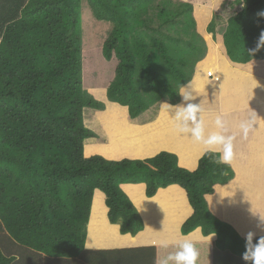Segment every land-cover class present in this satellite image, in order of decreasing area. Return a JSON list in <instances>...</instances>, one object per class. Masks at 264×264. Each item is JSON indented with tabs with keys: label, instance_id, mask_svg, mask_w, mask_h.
<instances>
[{
	"label": "trees",
	"instance_id": "obj_1",
	"mask_svg": "<svg viewBox=\"0 0 264 264\" xmlns=\"http://www.w3.org/2000/svg\"><path fill=\"white\" fill-rule=\"evenodd\" d=\"M81 1L0 0V264L118 261L111 255L120 250H87L85 239L95 189L104 193L108 220L120 233L142 230L122 183H145L147 197L178 184L193 209L181 232L199 227L203 235H217L214 252L226 247L228 234L237 233L221 220L216 193L235 173L218 151L206 150L194 170L180 166L177 155L166 150L145 158L84 156L85 139L97 134L85 125L83 110L105 104L82 85ZM85 1L95 19L112 24L102 44L103 57L117 59L107 99L126 106L130 118L163 98L178 103L204 48L189 44L179 51L163 37L147 39L129 28L148 25L146 13L154 8L163 23L174 19L187 27L194 22V5L165 0L177 4L170 13L160 1L155 6L156 0ZM236 1L242 7L223 32L226 55L235 63L264 59V16L259 15L264 0ZM101 200L97 194L95 209Z\"/></svg>",
	"mask_w": 264,
	"mask_h": 264
},
{
	"label": "crops",
	"instance_id": "obj_2",
	"mask_svg": "<svg viewBox=\"0 0 264 264\" xmlns=\"http://www.w3.org/2000/svg\"><path fill=\"white\" fill-rule=\"evenodd\" d=\"M205 57L199 61L191 81L181 90L185 92L184 95L188 100L183 101L180 91L181 101L176 105H165L157 118L149 122L139 119L141 116L143 118L147 111L137 118H129L126 113L125 117L130 122L138 121L135 131L137 133L130 131L129 136L125 135L131 147H125L129 149L127 151H111L100 155L108 159L145 158L166 150L175 153L178 164L188 170L197 167L198 159L208 149L218 151L221 158L227 156V162L230 163L235 174L226 184L217 188L216 209L218 210L220 205L221 220L229 224L237 234L229 233L230 242L225 245L226 247H218L214 252L217 239L215 233L203 235L199 227L187 234L181 232L182 223L193 211L186 191L181 186L170 184L159 188L153 196L147 197L143 182L120 184L143 221L142 230L136 234H122L119 225L108 220L104 193L95 189L87 222L85 249L120 250V253L111 255L112 258L118 259L113 264H158L160 259L171 254L175 255L186 238L194 241L199 249L197 264H250L243 259L247 236L249 233L252 234L253 244L264 237V101L258 108L241 109L240 107L242 114L249 111L253 115H258V118L250 123L251 126L247 131L241 128V124H232L234 120L224 119L223 113V99L230 96L231 100L228 99V103L232 107L233 116L235 115L236 100L234 101L233 93L249 87V80H252V92H259L254 96L253 101L264 98V77H257L253 71L247 72L242 68V66L248 67L246 66L248 63L264 59L235 63L225 54L224 64L220 67V65L208 64ZM189 104L198 106V110L192 113L186 112L184 108ZM122 108L127 112L125 106ZM172 116H176L178 121L174 120L173 124L164 125L167 121H172ZM166 117L168 119H164ZM243 117L246 116L243 114ZM217 118L220 119L219 125ZM176 127L183 129L181 130L183 136H179L180 142L177 140V133L173 130ZM147 130L152 131L151 141H148L149 134L143 138ZM161 134L164 136L157 138ZM95 137L85 139L84 146ZM213 137H231L230 149L220 139H212ZM106 138L110 139L108 136H105ZM116 138L115 135L114 139ZM108 142L105 140L104 144ZM144 142L149 144L152 151H145ZM95 153L84 152V156L88 157ZM97 194L101 195L102 200L100 206L95 209ZM162 240L169 241L168 247L161 246ZM131 251L135 252L131 253ZM169 264H180V262L173 260L169 261Z\"/></svg>",
	"mask_w": 264,
	"mask_h": 264
},
{
	"label": "rangeland",
	"instance_id": "obj_3",
	"mask_svg": "<svg viewBox=\"0 0 264 264\" xmlns=\"http://www.w3.org/2000/svg\"><path fill=\"white\" fill-rule=\"evenodd\" d=\"M156 1L157 2L154 3L155 6L156 3H159L158 6L160 7V2H162L161 5L164 7L167 6L166 9H169L170 13L177 5L176 3H167L165 0ZM171 1L191 2L194 5V11L193 13H191L194 22L192 24H188L187 27H185L182 23L178 21H174V19L163 23L165 22L163 21L164 18L162 19L158 17L157 11L154 8L151 9L148 13H146V19L148 18V25L144 24V26H137L133 27L132 29L129 28L131 34L140 32L141 34L146 35L147 39L149 36L152 35H157L161 38L163 37L171 48L177 46L179 51L182 48H187L189 44L200 45L204 48L203 58L206 56L205 60L208 62V64L212 66L220 65V67H222V65L224 64L223 57L226 54L225 48L223 46V32L225 30L228 18L233 16L237 11H239L242 7V4H239L236 0ZM182 17H180L179 19H183ZM78 19V32L80 38L79 40L80 46L82 48V85L83 88L88 90L96 99L101 100L105 104L104 109H94L85 107L83 110L85 125L95 131L97 134V137L91 139L93 141L86 143V145L84 146V152H97L95 154H106L111 151H127L129 150L127 148H130L131 144L130 141L126 138V136L130 135V131H133V133H137L135 131L138 127L136 124V122L138 121L130 122L125 117V114L127 112H124L122 108L123 106L118 103L109 101L106 97L105 92V88L108 82L112 79L114 69L117 64V59L114 54L112 55L110 60L105 59L102 55V44L109 31L111 30L112 24L107 21H100L95 19L85 0H82L80 3L78 9ZM148 45L153 47V45L151 44ZM190 58L192 59V56H190ZM198 65L199 60L195 64L194 70L197 68ZM246 66L248 67L242 66L243 70H247V72L253 71L257 77H264V60L254 61L250 64L248 63V65L246 64ZM138 84V88L142 93H144L145 91L143 85L141 84V81L138 80ZM251 85L252 80H249V87H244L240 89V91L238 90L239 92L233 93L234 101L236 100V112L234 116L231 111L232 107L230 103H228V99L229 101L231 100L230 96L224 97V119L228 121H231V119L234 120L232 124H252V122L256 120V118H258L257 114L253 115L249 111L246 114L243 113L246 117H243V114L240 112V107L241 109H249L248 107L258 108L263 104V97L260 98L259 101H253L254 96L258 95L259 92H252ZM184 86L185 85H183L179 91H181ZM181 92L184 101L185 92ZM180 101L181 97L178 103ZM168 104L169 103L167 102V100H165V98L154 102L146 110L148 113L144 114L143 118H141L142 116L139 118L140 121L149 122L155 120L159 115L160 111L163 110L164 106H168ZM149 115L150 117H148ZM164 119L168 118L166 117ZM242 119L244 121H241ZM174 120L178 121L176 116H172V121H167L164 125L173 124ZM173 130L174 133H177L176 137H178L177 140L180 142L179 136H183V133L181 134V130L178 127L174 128ZM225 132H227V129L225 130ZM146 134L150 135L148 141H151L152 131L147 130L143 134V138ZM115 135L117 137L116 139H114ZM105 136L110 137V139H105ZM163 136L164 135L161 134L157 136V138H162ZM105 140L109 142L107 144H104ZM94 141L99 143H95ZM84 142H86V140ZM144 147L145 151H152V149H150L149 144H147L146 142H144Z\"/></svg>",
	"mask_w": 264,
	"mask_h": 264
},
{
	"label": "clouds",
	"instance_id": "obj_4",
	"mask_svg": "<svg viewBox=\"0 0 264 264\" xmlns=\"http://www.w3.org/2000/svg\"><path fill=\"white\" fill-rule=\"evenodd\" d=\"M259 15L264 16V12L259 13ZM260 43L264 44V33L261 34ZM184 99L188 100V97L184 96ZM176 104H171V105H176ZM184 110L189 113L196 112L198 110V106L189 104L186 108H184ZM127 114H128V111H127ZM201 124H202V121H201ZM217 124L218 125L220 124L219 118H217ZM250 126H251L250 123L241 124V128L244 129L245 131H247ZM212 139H220L226 145L228 149H230L231 147V137H227V138L213 137ZM221 160L224 162H227V156L222 157ZM252 238H253L252 234L249 233V235L247 236L246 251L243 255V259L246 262H250V264H264V237H261L255 244L252 243ZM160 243L162 247L166 248L168 247L169 241L162 240ZM198 258H199V249L196 247L195 242L186 238L180 244L179 251L175 255L171 254V255H168L160 259L158 261V264H169V261H173V260L179 261L180 264H197Z\"/></svg>",
	"mask_w": 264,
	"mask_h": 264
}]
</instances>
